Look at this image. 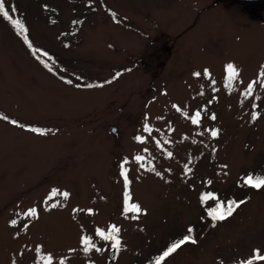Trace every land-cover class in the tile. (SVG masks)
<instances>
[{
    "label": "rangeland",
    "instance_id": "374dc122",
    "mask_svg": "<svg viewBox=\"0 0 264 264\" xmlns=\"http://www.w3.org/2000/svg\"><path fill=\"white\" fill-rule=\"evenodd\" d=\"M4 2L29 42L0 15V111L22 125L0 121V264H156L186 235L162 264L264 255V188L244 183L264 178V3ZM207 193L246 201L214 222Z\"/></svg>",
    "mask_w": 264,
    "mask_h": 264
},
{
    "label": "snow or ice",
    "instance_id": "6c2138e0",
    "mask_svg": "<svg viewBox=\"0 0 264 264\" xmlns=\"http://www.w3.org/2000/svg\"><path fill=\"white\" fill-rule=\"evenodd\" d=\"M11 12L15 13L16 12V8L12 7L11 8ZM0 15H2L5 19L9 20L19 31L21 32H26L27 29L24 28L22 22L20 20H16L13 19L12 16L9 14V11L6 10L5 8V2L4 0H0ZM25 41L27 42V36L24 37ZM29 47H31V45H29ZM227 72H228V81L229 84H231V82L236 79L239 75L238 70L236 69V67L232 64L229 63L227 65ZM205 75H209L208 70L206 69L204 72ZM194 76L199 77L201 75V73L199 72H195L193 73ZM261 76H264V72L260 73ZM69 83H71V81H69ZM214 83V81H213ZM256 82H252L248 84V94L251 93L252 89H253V85ZM89 87H91V85H89ZM173 107H175V105H173ZM213 120L216 119V117L213 115L211 117ZM256 116L253 115V119H255ZM6 119V117H5ZM13 123H16L15 121H12ZM200 122V113L196 112L195 115L192 117V123L193 124H198ZM145 130L148 132H151L152 129L149 128L147 125L145 126ZM31 131H36L39 132V129H31ZM211 135L213 137H216L218 135V130H213L211 132ZM137 140H142L141 137H136ZM159 143V142H157ZM167 155L169 157H171L172 153L169 152L167 153ZM136 159L139 161L141 159H143L142 157L137 156ZM186 171H191L190 169L186 168ZM122 175H124L125 177V187L127 188L128 185V179H127V174H126V170L125 172L122 173ZM157 175H159V173H157ZM210 183V182H209ZM244 183L248 186H251L253 188L256 189H261L264 188V178H260L257 177L256 179H253V177L251 175H249L245 180ZM65 198H67L68 193H64ZM130 199V196L127 192H125V211H132V212H140V206L136 205V204H132V205H128V200ZM208 200H215L217 201L216 206L213 208H210L208 211V216H210L212 218V221L216 222V221H223L225 219H227L228 217L232 216V214L235 212V210L240 206V204L244 203V201H240V202H236V201H229L227 202V206L225 207L224 202L219 201L217 199V197L212 194V193H207L201 196V201L202 202H206ZM30 215H36L35 209L31 210ZM135 218V217H133ZM12 224H15L16 221L13 220L11 222ZM193 231L192 228L188 229L189 234H191ZM120 232V229L118 227H116L115 225L111 226L110 230L107 232V234H105L104 231L102 230H97L96 234L98 236H100L103 240H113L114 244L112 245L113 248H117L120 245V241L119 239L116 238L117 233ZM82 243L84 244V251L88 252L92 247H94V245H92L91 243V238L89 237H84L82 238ZM186 243H196V240L192 238L191 235H186L183 237V239L176 241L175 243H173L170 247L167 248L166 251L163 252L162 255H160L157 260H156V264H162L163 261L166 260L167 257H169L170 255H172L173 253H175L178 249H180L184 244ZM97 251H100V249H96ZM254 259L258 260V261H262L264 262V255H261L259 250L256 251L255 255H254ZM49 261H51V257L48 258ZM246 264H253L252 260H248L246 261Z\"/></svg>",
    "mask_w": 264,
    "mask_h": 264
},
{
    "label": "trees",
    "instance_id": "16d2710c",
    "mask_svg": "<svg viewBox=\"0 0 264 264\" xmlns=\"http://www.w3.org/2000/svg\"><path fill=\"white\" fill-rule=\"evenodd\" d=\"M6 8V7H5ZM6 10H8V8L6 9ZM9 14L12 16V18L13 19H16L15 18V16L11 13V12H9ZM3 17V16H2ZM4 18V17H3ZM5 19V18H4ZM16 20H18V19H16ZM5 21L6 22H8L10 25H11V27L14 29V30H16V31H18V29L9 21V20H7V19H5ZM20 34H21V36H22V38L25 40V36H27V34L26 33H24V32H21L20 31ZM26 42V41H25ZM29 41H28V39H27V42L26 43H28ZM31 50H32V54L36 57V60H37V63H38V65H40V66H42L46 71H48L49 72V74H51V75H55V76H57L59 79H60V76L56 73V71H54V69L52 70V68L48 65V64H46V60H45V58H43V55L42 54H38L36 51H34L33 50V48L31 47ZM62 79V78H61ZM63 80V79H62ZM5 117H6V119H5ZM5 121V122H7V123H9V124H13V125H15V126H22L21 125V123H20V120H18L17 118H15V117H13V116H8V115H6L5 113H3V112H1L0 111V121ZM12 121H15L16 123H13ZM241 201H244V203H245V199L244 200H241ZM236 202H240V201H236ZM244 203H242V204H240V206L235 210V212H237V210L238 209H240L241 208V206L244 204ZM216 206V204L213 206V207H215ZM213 207H209V208H205L204 209V211H207V213H208V211H209V209L210 208H213ZM234 212V213H235ZM233 213V214H234ZM231 217V216H230ZM227 219H229V217L227 218Z\"/></svg>",
    "mask_w": 264,
    "mask_h": 264
},
{
    "label": "water",
    "instance_id": "95a60500",
    "mask_svg": "<svg viewBox=\"0 0 264 264\" xmlns=\"http://www.w3.org/2000/svg\"><path fill=\"white\" fill-rule=\"evenodd\" d=\"M238 2H249V3H254V2H263L264 0H237ZM116 129H113V134H116ZM115 253H116V250H114L112 253H110V260L111 261H114V258H115ZM253 264H264V262L262 261H258V260H255L253 261Z\"/></svg>",
    "mask_w": 264,
    "mask_h": 264
},
{
    "label": "flooded vegetation",
    "instance_id": "af4514ba",
    "mask_svg": "<svg viewBox=\"0 0 264 264\" xmlns=\"http://www.w3.org/2000/svg\"><path fill=\"white\" fill-rule=\"evenodd\" d=\"M258 3H264V2H254L253 4H250V3H245V4H249L250 5H254V4H258Z\"/></svg>",
    "mask_w": 264,
    "mask_h": 264
}]
</instances>
